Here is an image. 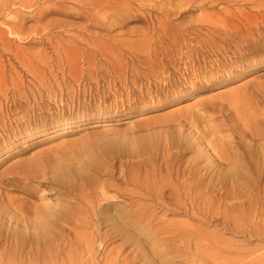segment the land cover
Returning a JSON list of instances; mask_svg holds the SVG:
<instances>
[{
  "label": "rangeland",
  "instance_id": "374dc122",
  "mask_svg": "<svg viewBox=\"0 0 264 264\" xmlns=\"http://www.w3.org/2000/svg\"><path fill=\"white\" fill-rule=\"evenodd\" d=\"M155 1L0 0V36L9 38L8 49L0 48V173L30 157L61 155L69 147L65 156L71 155L68 162L75 165L93 156L107 168L118 167L113 175L107 171L110 178L99 175L105 186L112 187L113 177L134 157L139 143L141 149L155 143L142 138L174 132L175 127H168L174 122H163L173 118L172 113L179 117L178 111L184 113L197 100L227 108V91L247 79L245 95L264 91V56H256L255 62L254 54L247 60L238 57L245 44L233 35V22L238 24L239 19L228 14L243 10L248 12L247 21L254 20L261 12L258 7L241 0H169L171 10L166 12L151 8L158 4ZM8 15L21 19L11 29L1 24ZM224 21L227 27L216 33ZM222 87L226 94L221 96ZM260 99H254L256 108L264 106V97ZM140 102L144 103L138 106ZM174 107L178 108L168 111ZM192 110L197 113L201 108ZM202 111L213 115L214 123L226 121L221 112ZM141 113L148 115L143 125L123 123ZM103 122L110 123L108 129ZM259 126L263 130L264 121ZM192 155L185 154L183 160ZM151 160L158 167L160 162ZM32 182L37 203H55L66 195L75 201L72 195L54 194L49 185ZM10 186L0 191L25 195ZM0 219L1 257L7 251L4 234L11 223ZM219 233L254 255L264 252L262 238L245 241Z\"/></svg>",
  "mask_w": 264,
  "mask_h": 264
},
{
  "label": "bare ground",
  "instance_id": "6f19581e",
  "mask_svg": "<svg viewBox=\"0 0 264 264\" xmlns=\"http://www.w3.org/2000/svg\"><path fill=\"white\" fill-rule=\"evenodd\" d=\"M157 1L151 8L171 10L169 0ZM241 1L258 7L259 16L247 21L248 12L243 10L223 13L239 19L238 24L233 22V35L245 45L238 57L247 60L254 54L255 62L256 56H264V0ZM20 20L8 15L1 24L11 29ZM226 27L224 21L216 33ZM8 40L0 36V48L7 50ZM247 80L227 91V108L197 100L184 113L178 111L179 117L172 113L173 118L163 120L174 122L168 123L174 132L142 138L155 143L149 147L144 142L149 148L143 149L139 143L134 157L121 164L119 175L112 176L116 181L112 180V187L109 181L105 186L99 175H113L118 167L107 168L93 156L75 165L68 162L71 155L65 156L69 147L61 155L30 157L8 166L0 173V188L11 185L25 195L0 191V217L12 224L8 223L4 234L6 253L4 243L0 244V264H264V252L254 255L255 251L219 233L222 230L245 241L264 239V129L259 126L264 106H254V99L264 97V91L258 89L256 97L245 95ZM224 90L219 95H225ZM194 107L201 111L194 113ZM202 109L221 112L226 121L214 123V116ZM145 114L123 123L143 125ZM109 124L101 125L108 129ZM190 152L192 157L183 160ZM151 158L160 162L158 167ZM32 181L49 185L54 194L72 195L75 201L66 195L55 203H37L35 184L29 185ZM110 190L114 193L109 194Z\"/></svg>",
  "mask_w": 264,
  "mask_h": 264
}]
</instances>
